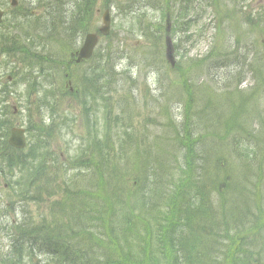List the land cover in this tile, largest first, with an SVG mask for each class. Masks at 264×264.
I'll use <instances>...</instances> for the list:
<instances>
[{
    "label": "rangeland",
    "instance_id": "obj_1",
    "mask_svg": "<svg viewBox=\"0 0 264 264\" xmlns=\"http://www.w3.org/2000/svg\"><path fill=\"white\" fill-rule=\"evenodd\" d=\"M79 1L48 0L45 11L38 10L32 16L26 11L25 18L17 12L9 13L0 35L8 38L12 50L23 47L37 58L30 59L27 55L24 69L13 58L15 51L11 50V54L2 51L0 142L8 136L10 128L20 127L30 135L26 141L31 147L24 150L25 154L33 149L47 150L55 156L50 160L60 158L62 162H70L75 149L79 146L78 150L82 151V144L91 142L89 138L93 139L101 131L105 100L95 97L86 102V97L77 90L80 80L74 78H79L91 62L98 72L106 64L113 72L115 88L107 96L103 79L98 93L108 99L109 137L116 140L113 129L117 133V128H122L119 134H124L123 130L131 128V137L135 139L131 144L135 150L130 154L139 156L141 151L138 160L144 161L147 159L141 157L144 147L148 151L160 147L168 154L180 147L177 141L183 123L189 133L191 126L190 137L198 139L206 159L208 176L201 179L206 183V191H210L209 196L215 199L212 205L216 209L220 205H232L227 207L234 206L237 211L232 209L230 213H241L235 226L244 239L238 243L234 259L240 264H264V0H190L193 3L186 14L191 13L188 16L191 28L180 31L175 26L173 32L170 30L177 66L174 70L165 60L164 29L166 15H172L173 26V16L178 14L171 9L167 13L162 0H97V15L91 7L88 22L84 15L83 23H78L76 32L72 33L75 6ZM28 4L29 0L23 1V7L27 8ZM0 7L5 12L10 10L9 0H0ZM106 9L111 15L110 32L106 37L98 34L95 56L85 64L68 65L84 36L98 32ZM177 24L181 22L177 20ZM39 56L43 59L39 60ZM49 56L60 64H48ZM36 63L43 70L33 69ZM67 75L72 78L66 87ZM181 77H186L193 93L188 107L180 87ZM84 106L91 110L90 133H87L89 125ZM155 154L160 156L162 152ZM5 155L0 146V161H4ZM58 161L52 174L59 172L62 177L68 166ZM140 166L141 162H137L135 171L129 166L126 175L131 179L139 176ZM80 170L75 176L68 171L71 182L61 180L59 185H54L55 182L45 180L41 191L45 196L49 194L50 198L46 199L50 200L39 205L25 203L22 197L11 194L2 175L4 171L0 170V224L6 228L4 221L14 215L21 218L22 211L26 210L28 224H37L42 218L61 225L67 211L60 208L63 216L54 219L49 209L51 205H60L55 201L62 195L66 199L63 205H96L99 198L91 196L88 189L97 185L98 178L91 165H83ZM130 185L131 182L127 183ZM196 186L199 187L198 182ZM76 187L81 190L73 189ZM224 211L228 215V210ZM230 236H234L233 230ZM96 239L84 240L82 244L98 252L91 243ZM217 243L227 252L231 239ZM9 244V239L2 234L0 247ZM46 256V252L37 253L40 260Z\"/></svg>",
    "mask_w": 264,
    "mask_h": 264
},
{
    "label": "trees",
    "instance_id": "obj_2",
    "mask_svg": "<svg viewBox=\"0 0 264 264\" xmlns=\"http://www.w3.org/2000/svg\"><path fill=\"white\" fill-rule=\"evenodd\" d=\"M95 2L96 0H81L77 3L84 4L86 22ZM191 3L193 1L190 0H162L161 4L167 13L171 9L178 14L173 16L172 32L175 26L180 31L191 28L192 21L188 19L191 13L186 14ZM82 15H74L70 29L72 33L76 32L78 23H83ZM167 16L172 15L167 14L166 18ZM177 20L181 24L178 25ZM22 49L23 47H19L13 51L19 52L20 56L28 55L30 59H33L30 56L37 58L29 50ZM49 57V64H60L59 60ZM38 59L43 58L39 56ZM16 61L19 65L24 64L22 57L20 60L17 57ZM106 66L103 65L102 71L98 73L95 64L91 63L85 69L86 77H73L80 80L77 90L86 97V102L89 98H105L102 129L94 134L93 139L88 137L91 142L87 143L82 152L75 151L70 162H62L60 159L50 160L55 157L52 151L36 152L33 149L25 154L24 150L16 151L5 144L4 160L5 169L10 170L7 178L12 194L22 197L25 203L39 205L50 200L46 199L50 195L45 193V196L41 191L45 180L55 182L54 185H59L61 180L71 182L68 171L75 176L83 165H91L98 178L97 185L89 188L88 193L99 198V202L96 205H63L66 199L62 195L55 201L60 205H51L49 209V214L54 219L56 216H63L60 208L67 211L61 225L42 218L37 224H28L29 213L26 210L22 211L21 218L14 215L9 221H4L6 228L0 224V232L6 235L11 245L0 249V264H240L234 259V254L238 243L244 239L241 233L236 232L238 227L235 226L237 216L241 213H230L234 206H227L232 205H220L218 209L212 205H215V199L209 196L210 191H206V183L201 179L208 176L206 159L204 152L200 151L198 139L192 136L193 142L190 137V133H193L191 126L189 133L187 128L184 130L183 123L177 141V146L180 147L173 148L168 154L160 147L149 151L144 147L141 156L147 157L144 161L138 160L141 151L139 156L130 154L135 150L131 144L135 140L131 137V128L123 130L124 134H119L122 128H117V133L113 129L117 135L116 140L109 137L111 119L107 108L108 99L98 93L99 85L104 80L107 96L115 88L113 72ZM32 67L41 70L38 63ZM89 70L90 73H87ZM180 87L186 97L185 107H188L193 93L186 77H181ZM84 108L89 125L87 133H90L91 110L86 106ZM48 127L51 129L52 125L49 124ZM139 144L140 141L138 148ZM30 147L31 145L26 150ZM156 151H161L162 155H156ZM122 157L130 159L123 160ZM57 161L68 166L62 177L59 172L52 174L56 172ZM137 162H141L140 174L131 179L126 175L127 168L130 166L135 171ZM130 182L128 187L127 183ZM197 182L199 187L196 186ZM73 189L80 191L81 187ZM106 190L108 193L104 194ZM13 205L21 204L13 202ZM40 209L42 208L37 210ZM224 209L228 210V215ZM227 221L229 222L225 225ZM228 227L232 229L228 231ZM232 230L234 236L229 237ZM90 238H97L91 243L96 245L98 252L93 247L83 246L82 242ZM225 239H231L227 252L221 250L217 243ZM40 251L47 254L43 260L37 257Z\"/></svg>",
    "mask_w": 264,
    "mask_h": 264
},
{
    "label": "water",
    "instance_id": "obj_3",
    "mask_svg": "<svg viewBox=\"0 0 264 264\" xmlns=\"http://www.w3.org/2000/svg\"><path fill=\"white\" fill-rule=\"evenodd\" d=\"M0 21H1V13H0ZM103 26L100 28V33L103 35H106L109 30V16L108 13L105 12L102 16ZM96 44V37L93 35H87L85 38V41L82 45V47L79 50L77 62H79L81 59H87L91 56L92 50L94 45ZM166 57L167 60L170 62V64L173 66V55H172V47L170 45V40L166 39ZM22 130L13 129L11 131V136L9 139V144L16 148H22L24 146V141L22 137Z\"/></svg>",
    "mask_w": 264,
    "mask_h": 264
},
{
    "label": "flooded vegetation",
    "instance_id": "obj_4",
    "mask_svg": "<svg viewBox=\"0 0 264 264\" xmlns=\"http://www.w3.org/2000/svg\"><path fill=\"white\" fill-rule=\"evenodd\" d=\"M29 4H31V2ZM34 6L37 8V5L34 4ZM0 56H1V54H0Z\"/></svg>",
    "mask_w": 264,
    "mask_h": 264
}]
</instances>
